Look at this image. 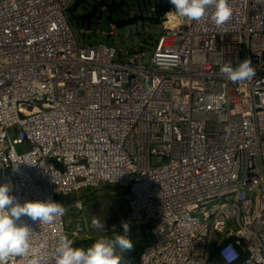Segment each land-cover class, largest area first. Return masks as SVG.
Masks as SVG:
<instances>
[{
	"label": "built area",
	"instance_id": "obj_1",
	"mask_svg": "<svg viewBox=\"0 0 264 264\" xmlns=\"http://www.w3.org/2000/svg\"><path fill=\"white\" fill-rule=\"evenodd\" d=\"M82 1L0 0V185L20 203L128 191L130 220L153 235L140 264H215L211 243L228 240L236 264H264V0H228L220 25L212 6L175 28L163 21L151 45L125 50L113 25L109 43L80 41L93 34L73 26ZM244 59L252 80L220 72ZM17 223L56 264L63 216Z\"/></svg>",
	"mask_w": 264,
	"mask_h": 264
},
{
	"label": "clouds",
	"instance_id": "obj_2",
	"mask_svg": "<svg viewBox=\"0 0 264 264\" xmlns=\"http://www.w3.org/2000/svg\"><path fill=\"white\" fill-rule=\"evenodd\" d=\"M168 2L170 5H172V9L166 14L172 13V15H174L175 17L186 18L188 20L202 19L207 14V9L212 6L214 7L212 18L217 25L223 24L224 22L228 21L231 18L233 11L228 0H168ZM105 5L107 6L106 13H108V17L111 18L112 16V12H110L112 8H109L108 4L105 3L101 4V6H98V13L100 15V18L97 20L98 31H93L92 35L100 33L102 36L107 38V40L104 42L109 43L111 42L110 38L103 33L112 30L111 26L113 24H110V29L108 31H99L103 22L104 15L106 14L100 13V8ZM74 8H77V6L75 5ZM166 14L159 24L160 31L156 35V37H158V35L162 31V22L167 20V17H165L167 16ZM87 28H90V25H88ZM112 31L114 34V29ZM156 37L149 39V41L145 43L151 45V43L156 40ZM85 39L84 43L86 44ZM114 39L117 43L115 35ZM145 43L142 44L144 45V47H147ZM137 46L138 45L134 46L133 48ZM220 72L223 73L227 77V79L232 82L249 81L256 76V68L252 65V61L250 59L238 61L235 66H233L231 63L223 64L220 67ZM208 99L212 102L215 101L214 96H209ZM102 186H111L117 189L118 192L124 196L128 205L129 215V204L126 198L128 191L121 192L116 185L102 184L96 188H84L63 197L72 196L83 190L94 191ZM8 192V185H0V261L5 260L11 256H16L22 259H26V264H44V257L41 253V250L46 247V242H42L38 248H35L33 246V242L31 240V234L33 232L32 229L27 224L17 223L23 216L30 218L34 222L39 221V224H51L58 217L63 216L66 236L60 237V240L55 248L54 257L56 264H122L124 256L121 254L127 253L133 249L134 243L129 236L130 226L127 222H121L122 233H117L115 231V227L113 226V229L111 230L112 235H107L106 233L108 232V230H106L104 220L101 221L98 218L94 217L91 221V224L93 228L99 233L97 239L88 248H86L85 244H82L81 247H78L75 246V242L81 240L82 235L87 231V224L84 220L80 221L78 219L76 225H78L79 223L82 224L83 231L77 237H71V232L75 230L76 226L72 231H67L66 229L67 223L64 218L66 210L59 200V198L62 196L57 197L58 202L35 200L24 201L23 203H20L17 202L14 197L9 196ZM78 203H80L81 209L77 207ZM74 208L78 212L83 211L81 201L76 202L74 204ZM130 221L135 223L132 220ZM136 224H139L146 229L147 237L150 240L141 254L137 257V262L135 264H140L141 256L143 255L147 247H149L153 243V235L150 232L151 223L150 225H144L141 223ZM75 235H77V233H73V236ZM230 242H232V240L224 242L220 247L216 246L217 242L211 243L210 260L215 264H220L221 262L223 264H236L235 260L238 259V252H240V249L231 245ZM224 245L226 247L222 249L221 254L218 253V250Z\"/></svg>",
	"mask_w": 264,
	"mask_h": 264
},
{
	"label": "rangeland",
	"instance_id": "obj_3",
	"mask_svg": "<svg viewBox=\"0 0 264 264\" xmlns=\"http://www.w3.org/2000/svg\"><path fill=\"white\" fill-rule=\"evenodd\" d=\"M102 2L103 0H98ZM106 4L111 8L114 6H121L120 8L115 7L113 10H117L116 13H112L111 18L108 17V13L104 15L102 25L99 31H108L110 29V24L112 23L114 28V35L116 36L117 45L119 48L131 49L136 45H140L144 42L149 41L156 37L160 31V23L154 24L151 21L146 20H136L134 24H127L119 26L123 21L129 19H141L150 15L151 9L154 7L152 1L149 0H104ZM78 7L74 9L71 8V20L74 25V29L78 31L81 28V20L86 17H92L93 7L96 5L95 0H83L82 4L78 3ZM150 17V16H149ZM100 18L99 13H96L92 17V22L90 28L92 31H97V20ZM88 27V24L86 25ZM102 35L97 33L92 35L91 39H85L86 44H93ZM81 42L84 39L79 35ZM60 203L65 208L64 218L66 220L67 231H72L77 223V220H84L87 224V231L82 235L81 240L75 242V246L81 247L85 244L86 248L90 247L92 243L97 239L99 233L95 230L91 224L94 217L103 221L108 232L107 235H112L113 226L117 233H122L121 222H127L129 224V236L134 241H139L141 236L147 237L146 229L136 223L129 220L128 215V205L124 196L118 192L117 189L111 186H102L94 191H81L77 194L68 197H60ZM81 201L83 211L78 212L74 208V204ZM138 239V240H137ZM78 244V245H77ZM133 249L127 253H122L124 256L122 264H135L137 262V257L134 254Z\"/></svg>",
	"mask_w": 264,
	"mask_h": 264
},
{
	"label": "trees",
	"instance_id": "obj_4",
	"mask_svg": "<svg viewBox=\"0 0 264 264\" xmlns=\"http://www.w3.org/2000/svg\"><path fill=\"white\" fill-rule=\"evenodd\" d=\"M151 1H152V3L155 2L154 3V5H155V11L154 12H152L150 15L148 14L147 17H144V18H141V19H135V20L134 19H129L127 21H123V22H121L119 24V26H123V25H127V24H129V25L130 24H134V21H136V20H142L143 21V20H146L147 18H148L147 19L148 21H151L154 24H159L162 21L164 15L167 12H170V10L172 9V5L169 4L168 0H162V1H159V0H149L148 3H150ZM80 4H82V2ZM101 4H105L104 0L102 2H99L98 0H96V5H95V7H93L92 17H94L95 14L99 12L98 6H101ZM78 5L79 4H76L77 7H78ZM115 7L116 6H114V4H113V6L111 7L112 9H111L110 12L116 13L117 10H118V8H120L121 6H117L116 7L117 10H113V9H115ZM92 17H86V18L82 19L81 20V24L82 25H85V26L87 24L90 25L91 22H92ZM91 37H90V39H91ZM106 40H107L106 37L101 36L96 41L104 42ZM139 239H140L139 241H134L133 240L134 248H135L134 254H135L136 257H138L141 254V252L143 251V249L150 242L149 238L148 237H145V236H141ZM220 264H223V263L221 262Z\"/></svg>",
	"mask_w": 264,
	"mask_h": 264
},
{
	"label": "bare ground",
	"instance_id": "obj_5",
	"mask_svg": "<svg viewBox=\"0 0 264 264\" xmlns=\"http://www.w3.org/2000/svg\"><path fill=\"white\" fill-rule=\"evenodd\" d=\"M166 19H167L166 26L170 28H175L177 26L178 19L174 15L168 14Z\"/></svg>",
	"mask_w": 264,
	"mask_h": 264
}]
</instances>
